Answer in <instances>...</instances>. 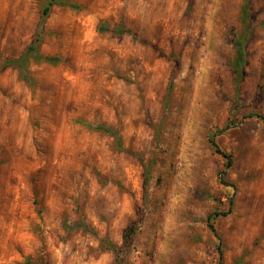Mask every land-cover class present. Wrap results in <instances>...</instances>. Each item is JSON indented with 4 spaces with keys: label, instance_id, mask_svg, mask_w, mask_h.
Wrapping results in <instances>:
<instances>
[{
    "label": "rangeland",
    "instance_id": "rangeland-1",
    "mask_svg": "<svg viewBox=\"0 0 264 264\" xmlns=\"http://www.w3.org/2000/svg\"><path fill=\"white\" fill-rule=\"evenodd\" d=\"M56 1L0 0L59 57L0 71V264H264V0Z\"/></svg>",
    "mask_w": 264,
    "mask_h": 264
},
{
    "label": "trees",
    "instance_id": "trees-1",
    "mask_svg": "<svg viewBox=\"0 0 264 264\" xmlns=\"http://www.w3.org/2000/svg\"><path fill=\"white\" fill-rule=\"evenodd\" d=\"M55 3L68 6L70 8H77L78 5L73 2L65 1V0H57ZM52 2H50L45 8L43 14L46 15L51 6ZM42 42V36L37 37L32 43H30L18 56L8 58L0 64V71L7 67L11 66L18 70L19 74L28 82L32 81V77L29 71V64L32 60H43L50 63H56L59 61V57L57 56H49L46 54H43L40 52V45ZM235 45H236V53L234 58L231 61V66L235 70L238 80H240L243 77L244 74V66L246 63V51L244 47L243 40L241 38L235 39ZM264 120L263 116H260ZM98 128L108 132V133H114V130L105 125H99ZM212 144L215 146L216 151L223 154L228 159V165L231 163L230 156L225 153L224 151H221L215 141L211 139ZM212 226V225H211Z\"/></svg>",
    "mask_w": 264,
    "mask_h": 264
}]
</instances>
